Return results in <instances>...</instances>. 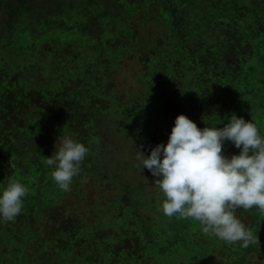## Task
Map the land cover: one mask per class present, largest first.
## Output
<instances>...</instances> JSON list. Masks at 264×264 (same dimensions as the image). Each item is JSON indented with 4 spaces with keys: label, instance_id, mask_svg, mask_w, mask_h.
<instances>
[{
    "label": "trees",
    "instance_id": "1",
    "mask_svg": "<svg viewBox=\"0 0 264 264\" xmlns=\"http://www.w3.org/2000/svg\"><path fill=\"white\" fill-rule=\"evenodd\" d=\"M131 62L140 72L124 86ZM142 110L159 143L178 113L202 128L234 112L264 134V0H0V183L31 190L0 223L11 264H48L50 252L55 264H264L255 207L236 210L257 231L247 248L162 213L136 158L156 144L139 133ZM64 133L89 148L68 191L45 162Z\"/></svg>",
    "mask_w": 264,
    "mask_h": 264
},
{
    "label": "clouds",
    "instance_id": "2",
    "mask_svg": "<svg viewBox=\"0 0 264 264\" xmlns=\"http://www.w3.org/2000/svg\"><path fill=\"white\" fill-rule=\"evenodd\" d=\"M58 141V143H56ZM238 149L226 155L223 144ZM89 153L85 143L71 133L59 134L46 164L56 187L68 191L81 172ZM138 167L147 169L163 194L161 211L199 222L202 231L212 232L241 248L259 244L254 232L237 215V209L255 207L264 217V134L251 119L230 113L221 127H198L183 113L164 143H156L147 155L138 150ZM30 188L18 177L0 183V223L21 214Z\"/></svg>",
    "mask_w": 264,
    "mask_h": 264
},
{
    "label": "rangeland",
    "instance_id": "3",
    "mask_svg": "<svg viewBox=\"0 0 264 264\" xmlns=\"http://www.w3.org/2000/svg\"><path fill=\"white\" fill-rule=\"evenodd\" d=\"M136 62H131V63H129V67H128V69H126V74H121L120 75V82H123V84H124V86H129V84L131 83V80H132V78H133V80H135L136 79V77L138 76V73L140 72L139 71V66L138 65H136L135 64ZM132 96L133 95H135V96H140L141 95V92H139V90L138 89H135V88H133L132 89ZM133 115V117H135L136 119H138V118H140L141 119V121H142V124H146V126L142 129H139L140 131H139V133H141L142 132V130H143V132H145V133H147L148 134V137H149V139H151L152 141H155V143H159L161 140H162V138H159L158 137V135L156 134V132L154 131V128L153 127H150V125H148L147 123H146V120H147V118L151 115L150 114V111H148V110H142V111H140V113L139 114H137V115H135V114H132ZM139 120V119H138ZM140 121V120H139ZM116 123H118V125H120V120H117L116 121ZM126 125H128L127 123H126ZM117 127V126H116ZM115 135V140H117V141H121V139H123V135L121 134V133H119V131L118 132H115L114 133ZM121 137V138H120ZM112 140H114V138H111V137H109V143H114V141H112ZM119 144H121V143H119ZM107 144H105L104 146L107 148H109L110 150H112L113 151V148H112V145L111 144H109L108 146H106ZM110 146V147H109ZM121 146H122V144L121 145H119V149L121 148ZM113 147H114V145H113ZM116 147V146H115ZM119 151V150H118ZM120 152V151H119ZM235 152H237V150L235 151ZM130 154H128L127 153V163L129 162V160H128V156H129ZM97 192H96V190L95 189H93V188H91L90 187V194H96ZM98 194V193H97ZM19 220V219H18ZM17 220V221H18ZM42 246L41 247H39L38 248V250H36L37 252L39 251H41L42 252ZM8 250H9V248H8V246L7 245H5V244H0V254H2V255H5V257H3V264H11L10 263V261H8V258H9V254H7L6 252H8ZM45 252H46V250H45ZM49 257H50V261L48 262V264H55L56 263V261H58V258L56 257V255H54L53 253H51L50 252V254H49ZM216 263V261L214 262V261H212V263L211 264H215ZM113 264V263H112Z\"/></svg>",
    "mask_w": 264,
    "mask_h": 264
}]
</instances>
